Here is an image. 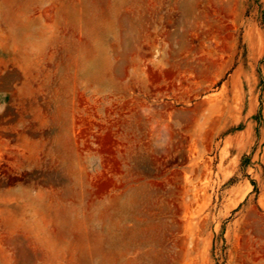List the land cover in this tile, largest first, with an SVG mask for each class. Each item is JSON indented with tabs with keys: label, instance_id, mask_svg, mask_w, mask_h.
Here are the masks:
<instances>
[{
	"label": "rangeland",
	"instance_id": "1",
	"mask_svg": "<svg viewBox=\"0 0 264 264\" xmlns=\"http://www.w3.org/2000/svg\"><path fill=\"white\" fill-rule=\"evenodd\" d=\"M26 1L55 13L0 0V195L95 190L96 264H264V0ZM3 206L0 264H46Z\"/></svg>",
	"mask_w": 264,
	"mask_h": 264
},
{
	"label": "crops",
	"instance_id": "2",
	"mask_svg": "<svg viewBox=\"0 0 264 264\" xmlns=\"http://www.w3.org/2000/svg\"><path fill=\"white\" fill-rule=\"evenodd\" d=\"M50 2L54 3V14L32 15L28 12L30 6L26 1L25 12L14 13L12 21L25 23L53 21L55 22L53 29L62 22H80V17H74L73 4L68 5L69 9H66L59 5L57 0ZM16 4H14L15 9L19 10L21 7L17 9ZM52 36L54 38L52 37L51 40L54 41L48 43L50 46L59 42L57 34ZM33 49H47V43L36 42L33 44ZM83 181L82 179L81 182ZM54 197L50 191H45L40 195L36 206L32 205L31 209L25 210L24 207L31 206L29 203L36 198L32 192L14 189L0 195V203L4 204L2 228L25 229L32 231L33 236L40 235L35 242L23 243L18 247L16 244L15 254L24 256L25 262L96 264L100 252L98 246H102L98 244L96 233L98 218L103 215V224L106 226L108 217H111L110 223H112L111 202L104 206L103 212L98 216L97 197L95 190L91 188L80 189L75 195L64 192L63 195L58 193L57 199Z\"/></svg>",
	"mask_w": 264,
	"mask_h": 264
},
{
	"label": "bare ground",
	"instance_id": "3",
	"mask_svg": "<svg viewBox=\"0 0 264 264\" xmlns=\"http://www.w3.org/2000/svg\"><path fill=\"white\" fill-rule=\"evenodd\" d=\"M217 44V43H216ZM218 45V44H217ZM225 47V46H224ZM217 49V48H216ZM75 120V119H74ZM74 122V121H73ZM74 128V127H73ZM75 155H77V151L76 148L74 149ZM76 163V162H75ZM75 166H78V168L80 169V165L76 163ZM109 181V180H108ZM109 185H111V182H108L106 184H103L102 189H106ZM101 187V186H100ZM100 194V193H99Z\"/></svg>",
	"mask_w": 264,
	"mask_h": 264
}]
</instances>
